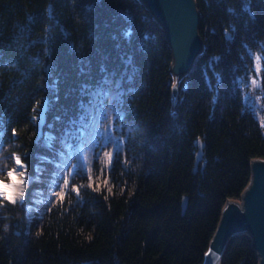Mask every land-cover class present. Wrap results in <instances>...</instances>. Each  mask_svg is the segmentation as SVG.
<instances>
[{
	"label": "trees",
	"instance_id": "trees-1",
	"mask_svg": "<svg viewBox=\"0 0 264 264\" xmlns=\"http://www.w3.org/2000/svg\"><path fill=\"white\" fill-rule=\"evenodd\" d=\"M196 3L203 48L176 79L141 0H0V179L18 156L31 186L23 201L0 196V264H203L264 158L246 99L259 54L264 102V0ZM221 264H259L249 232Z\"/></svg>",
	"mask_w": 264,
	"mask_h": 264
},
{
	"label": "water",
	"instance_id": "water-1",
	"mask_svg": "<svg viewBox=\"0 0 264 264\" xmlns=\"http://www.w3.org/2000/svg\"><path fill=\"white\" fill-rule=\"evenodd\" d=\"M150 8L155 18L162 24L173 52L172 70L176 79L185 75L193 66L203 48L199 33L200 12L196 0H141ZM230 36V35H229ZM177 94V84L174 85ZM48 98L39 114V133L36 143L45 134ZM204 141H198L196 166L203 159ZM31 152H29L30 154ZM252 179L244 190L241 200H228L220 222L210 241L203 264H221L224 248L234 233L249 232L253 246L259 256V264H264V158L251 161ZM31 186L25 189L27 199ZM188 196H184L183 208L186 209Z\"/></svg>",
	"mask_w": 264,
	"mask_h": 264
},
{
	"label": "rangeland",
	"instance_id": "rangeland-1",
	"mask_svg": "<svg viewBox=\"0 0 264 264\" xmlns=\"http://www.w3.org/2000/svg\"><path fill=\"white\" fill-rule=\"evenodd\" d=\"M255 59H256V66H255V68H256V75H254L249 80L248 90L251 89V91H249V92L247 91V93H246V97L247 98L246 99H247V104L251 107V109L254 111L255 115L257 116V118L264 125V102H263V99L261 97L262 94L259 92V86H260L259 69L261 68L259 54H255ZM17 158H19V160L21 161L20 157L16 156L14 158V160H15V166L13 168H11L9 171L14 170L15 168H19L22 171H24V173H25L24 178H23L24 183H23V185H20L22 187V189H23V192H24L25 185H26L25 183L28 182L27 165L24 164L23 162L20 165H17L16 164V159ZM38 169L43 170V172L45 173V170L47 169V167H45L43 165H40V166H38ZM0 180L7 182V181H11V178L8 175L7 179H0ZM44 192L48 193L49 192V189L43 188L42 191H40V193H42V194ZM0 196L7 198V195H4V194H0ZM44 197H45V194H43L42 196L37 197V199H40V200L42 199L43 200ZM27 199H29V198H27ZM17 201H22V199H20L19 197H17L15 199V202H17ZM37 211H38L37 206L34 203L30 204L29 205V209H28V213H27L26 217L28 218L30 216L35 215L37 213Z\"/></svg>",
	"mask_w": 264,
	"mask_h": 264
},
{
	"label": "snow or ice",
	"instance_id": "snow-or-ice-1",
	"mask_svg": "<svg viewBox=\"0 0 264 264\" xmlns=\"http://www.w3.org/2000/svg\"><path fill=\"white\" fill-rule=\"evenodd\" d=\"M21 163H22V162L19 160V158H17V159H16V164H17V165H20ZM8 175H9V177L12 179V181H13L14 184L23 185L24 180H23V179H19V178H17V176L14 174L13 171H9V172H8ZM24 175H25L24 171H20V172H19V176H20V177H23ZM30 182H31V181H30ZM53 183H55V182H53ZM0 186H2L5 190H7V185H4L3 182H0ZM65 187H67V181H65ZM77 191H78V190H77ZM109 191H111V189H109ZM16 195H17L20 199H23L24 192H23L22 187L16 190ZM34 195L37 196V197H39V196H42L43 194L40 193V192H37V193H35ZM59 197H60L61 200L64 199L63 192H61V193L59 194ZM7 199H8L9 201H11V202H15V199H14V197L12 196V194H11L10 192H9V194L7 195Z\"/></svg>",
	"mask_w": 264,
	"mask_h": 264
},
{
	"label": "bare ground",
	"instance_id": "bare-ground-1",
	"mask_svg": "<svg viewBox=\"0 0 264 264\" xmlns=\"http://www.w3.org/2000/svg\"><path fill=\"white\" fill-rule=\"evenodd\" d=\"M12 171L17 176V178H19V179L24 178V176L23 177L19 176V172L22 171L21 169L15 168ZM0 182H3L4 185H7V190H5L2 186H0V194L8 195L10 192L12 194V196L14 197V199H16L18 197L16 195V190L21 188V186L19 184H14L12 179H11V181H7V182L0 180Z\"/></svg>",
	"mask_w": 264,
	"mask_h": 264
}]
</instances>
